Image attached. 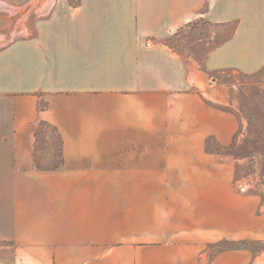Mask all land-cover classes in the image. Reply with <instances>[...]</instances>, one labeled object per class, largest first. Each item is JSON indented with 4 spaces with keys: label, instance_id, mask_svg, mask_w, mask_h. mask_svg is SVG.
Here are the masks:
<instances>
[{
    "label": "crops",
    "instance_id": "obj_1",
    "mask_svg": "<svg viewBox=\"0 0 264 264\" xmlns=\"http://www.w3.org/2000/svg\"><path fill=\"white\" fill-rule=\"evenodd\" d=\"M220 71L264 73V0H0V264H264L223 246L264 245V210L208 148L238 129Z\"/></svg>",
    "mask_w": 264,
    "mask_h": 264
},
{
    "label": "rangeland",
    "instance_id": "obj_2",
    "mask_svg": "<svg viewBox=\"0 0 264 264\" xmlns=\"http://www.w3.org/2000/svg\"><path fill=\"white\" fill-rule=\"evenodd\" d=\"M206 23H197L187 31V42L177 45L187 50L189 56L204 60L207 45L199 48V41L212 33ZM205 101L233 115L238 129L229 146H221L213 140L209 150L218 153L221 161L234 167V185L237 191L257 199L259 210H264V73L246 75L237 71H220L204 75ZM38 150L42 166H54L60 162V139L55 130L42 125L38 132ZM237 242H225L233 247ZM259 250L264 245L246 243Z\"/></svg>",
    "mask_w": 264,
    "mask_h": 264
},
{
    "label": "trees",
    "instance_id": "obj_3",
    "mask_svg": "<svg viewBox=\"0 0 264 264\" xmlns=\"http://www.w3.org/2000/svg\"><path fill=\"white\" fill-rule=\"evenodd\" d=\"M243 245H246V243H245V242H237V243L233 246V248H238V247H241V246H243Z\"/></svg>",
    "mask_w": 264,
    "mask_h": 264
}]
</instances>
